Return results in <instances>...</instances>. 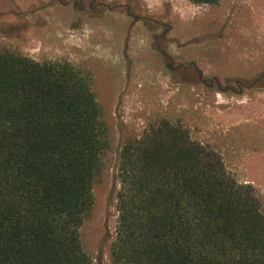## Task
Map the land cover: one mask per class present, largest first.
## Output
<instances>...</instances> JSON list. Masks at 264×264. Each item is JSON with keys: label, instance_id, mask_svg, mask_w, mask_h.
Returning a JSON list of instances; mask_svg holds the SVG:
<instances>
[{"label": "trees", "instance_id": "trees-1", "mask_svg": "<svg viewBox=\"0 0 264 264\" xmlns=\"http://www.w3.org/2000/svg\"><path fill=\"white\" fill-rule=\"evenodd\" d=\"M109 133L88 72L0 50V264H95L80 229ZM116 168L110 264H264L255 188L180 123L124 141Z\"/></svg>", "mask_w": 264, "mask_h": 264}, {"label": "rangeland", "instance_id": "rangeland-1", "mask_svg": "<svg viewBox=\"0 0 264 264\" xmlns=\"http://www.w3.org/2000/svg\"><path fill=\"white\" fill-rule=\"evenodd\" d=\"M0 50L92 77L110 131L80 229L95 264H110L118 150L163 119L218 152L264 210V87H248L264 80V0H0Z\"/></svg>", "mask_w": 264, "mask_h": 264}, {"label": "flooded vegetation", "instance_id": "flooded-vegetation-1", "mask_svg": "<svg viewBox=\"0 0 264 264\" xmlns=\"http://www.w3.org/2000/svg\"><path fill=\"white\" fill-rule=\"evenodd\" d=\"M258 79H256L254 82H251L250 85H248V87L250 88H253V87H256V88H263L264 87V80L263 81H258ZM258 83L257 85H255L254 83ZM237 94V93H236Z\"/></svg>", "mask_w": 264, "mask_h": 264}]
</instances>
